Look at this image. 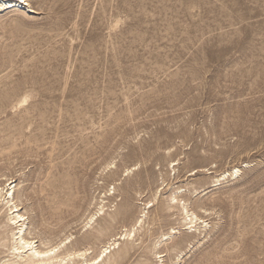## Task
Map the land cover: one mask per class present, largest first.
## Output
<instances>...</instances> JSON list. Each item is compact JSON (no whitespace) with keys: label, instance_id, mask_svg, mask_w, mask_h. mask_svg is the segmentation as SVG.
<instances>
[{"label":"rangeland","instance_id":"obj_1","mask_svg":"<svg viewBox=\"0 0 264 264\" xmlns=\"http://www.w3.org/2000/svg\"><path fill=\"white\" fill-rule=\"evenodd\" d=\"M28 1L0 13V187L29 226L88 260L116 239L121 264H264V0ZM126 189L142 227L98 235ZM178 189L196 233L177 211L152 222Z\"/></svg>","mask_w":264,"mask_h":264},{"label":"bare ground","instance_id":"obj_2","mask_svg":"<svg viewBox=\"0 0 264 264\" xmlns=\"http://www.w3.org/2000/svg\"><path fill=\"white\" fill-rule=\"evenodd\" d=\"M16 8H20L29 14L34 13L28 0H0V13ZM240 173L241 170L238 168L234 169L231 173L225 172L216 182H223L230 177L238 176ZM16 187L17 185L13 186V182L4 184V188L0 187V211L4 208L6 209L7 222L5 226L10 233V236L8 237V245H6V247H8V259L2 262L0 261V264H75L76 259L79 258L84 259L82 264H121L127 259L131 251L134 249V244L132 242L127 241L122 245V247H119L120 244L117 242L118 240L115 239L110 245L106 246V248L101 251L98 257L88 260L86 259V250L85 253L75 251L76 249H74V246L77 241L74 243L70 242L72 235L67 236L59 244H53L51 238L48 236L49 232L47 230L37 232L36 227L31 228L29 226L26 214L22 212V209H20L16 202ZM113 190L115 193L118 191L116 188H113ZM115 198H113L112 201H114ZM58 200L59 199L55 194L52 202L56 206V211L62 210L63 208L61 209V206L64 204L66 205L63 201ZM156 201L157 197H155L153 202ZM132 203L133 197L130 195V190L126 189L123 201L117 205L114 211L106 212L105 206L101 207L90 217L87 225L92 224L96 217L99 216L101 212H104L105 216L98 222L100 224L96 229V233L98 235L104 234L111 229L115 223H121L124 228H131L129 233L127 232L128 234L120 237V239L125 241L127 237L128 239L131 238L132 235L138 231V227H142L144 217L146 218V215H143L142 218L136 221L129 220ZM171 211L178 212L185 223L184 226H190L187 230L191 231V233H196L200 229V224L198 223L201 219L190 209V204L183 196L181 189L173 191L168 197L158 201V206L154 211L155 217L152 219V222L161 221L169 216ZM204 223L205 222L202 224ZM171 231L172 232L167 235V238L164 239L166 235L162 237L159 245L165 244L168 240L173 238L172 236L176 234V230ZM89 236H94V232L87 234L85 237ZM189 237L191 236H185V238ZM29 245L31 246L29 247ZM117 247H119V250L112 253Z\"/></svg>","mask_w":264,"mask_h":264},{"label":"snow or ice","instance_id":"obj_3","mask_svg":"<svg viewBox=\"0 0 264 264\" xmlns=\"http://www.w3.org/2000/svg\"><path fill=\"white\" fill-rule=\"evenodd\" d=\"M31 245H29V247H30Z\"/></svg>","mask_w":264,"mask_h":264}]
</instances>
